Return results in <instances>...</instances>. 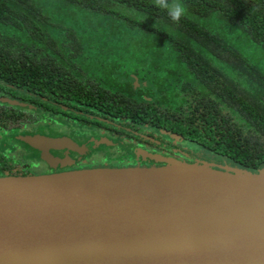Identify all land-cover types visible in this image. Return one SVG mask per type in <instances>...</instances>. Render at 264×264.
Segmentation results:
<instances>
[{
    "label": "trees",
    "instance_id": "obj_1",
    "mask_svg": "<svg viewBox=\"0 0 264 264\" xmlns=\"http://www.w3.org/2000/svg\"><path fill=\"white\" fill-rule=\"evenodd\" d=\"M183 3L172 22L154 0H0V96L19 101L0 100V130L72 114L263 168L264 0ZM64 10L100 19L84 32ZM28 164L0 150V176Z\"/></svg>",
    "mask_w": 264,
    "mask_h": 264
},
{
    "label": "water",
    "instance_id": "obj_2",
    "mask_svg": "<svg viewBox=\"0 0 264 264\" xmlns=\"http://www.w3.org/2000/svg\"><path fill=\"white\" fill-rule=\"evenodd\" d=\"M20 138L50 163L62 139ZM0 264H264V168L173 159L0 176Z\"/></svg>",
    "mask_w": 264,
    "mask_h": 264
},
{
    "label": "rangeland",
    "instance_id": "obj_3",
    "mask_svg": "<svg viewBox=\"0 0 264 264\" xmlns=\"http://www.w3.org/2000/svg\"><path fill=\"white\" fill-rule=\"evenodd\" d=\"M55 5H53V7ZM63 15L65 16L64 18L68 23L74 24V21H76L78 24H80L79 26L82 27L84 32H86L87 30L92 31V29L97 25L98 20L100 19L99 17L96 18L94 15L91 16L86 13L84 14V13L76 12L73 10L71 11L64 10ZM28 127L36 128V130L39 129L42 132L49 131L52 128L65 132V131H69L71 128L70 125L63 123L62 120L58 116L50 115V114H45L43 118L35 124H28L27 128ZM72 132H73V134L71 135L72 137H70L69 135H64V136L62 135V140L64 141V143L66 142L63 145V148H65L71 142L81 144V142L84 140L83 139V136L85 135L84 130H78V131L74 130V131H71V133ZM43 133H37V134H42V135L52 136V137L54 136L61 137V135H54L57 132H54L51 135L43 134ZM27 134H36V133H27ZM9 135H12V134H9ZM104 135L105 137L110 138V132H107ZM91 138L95 139V137H91ZM100 141L101 139L99 140L97 139V141L91 140L90 142L96 145V143L98 144L100 143ZM179 144L182 146V150H183V154L179 156L165 155L164 153L151 152L148 150L144 151L143 149L132 147L130 143L127 141L121 140L117 142V148H111L109 146L103 147L102 149L95 151L88 155V156H91V158H95L97 160L100 159V156H105L99 162H95V161L88 162L89 157L86 155L81 156V157L82 159H84L83 161L88 162L87 163L88 166L94 165L96 167H118L126 163L121 162V161L110 160L111 156L112 157L113 156L123 157V156H126L125 153L128 152L127 150L134 149L139 154L143 155L144 157L143 159H148V161L139 162L136 165L152 164V166H160V165H165L167 161L174 159V161L176 160V161H184V162L196 163V164H207L210 166H214L215 168H222V167L239 168L238 166H234L230 162L226 161V159L223 156L215 152H212L211 150L205 147L199 146L195 144L194 142L184 141L183 143L179 142ZM0 150L5 151V153L8 156L18 158L21 162H34L35 164H38L35 169L41 170L42 166L44 165L42 162H37L39 160V157L37 156L39 155L36 150L30 147H27L21 141L19 142L18 139H13L12 137H8L7 134L4 136L0 133ZM65 156H68V159L75 161V163L78 162V159L80 158L78 157V154H76L74 151L67 152ZM163 156L170 158V159L166 160V158H161ZM135 162H137V160H135ZM105 164H108V165H105ZM32 167L34 168V166ZM34 172L41 173L39 171H34Z\"/></svg>",
    "mask_w": 264,
    "mask_h": 264
},
{
    "label": "flooded vegetation",
    "instance_id": "obj_4",
    "mask_svg": "<svg viewBox=\"0 0 264 264\" xmlns=\"http://www.w3.org/2000/svg\"><path fill=\"white\" fill-rule=\"evenodd\" d=\"M24 104H26V103H24ZM49 114L58 116L62 120L63 123L70 125L71 126L70 130L64 132V131H59L55 128H52L49 131H43V132H45V133H43L39 129L36 130V128H29V127L27 128L28 124L25 126H22L17 131H5L2 129L0 130V133L2 135L5 136L7 134L8 137H12L13 139H18L19 142L21 141L27 147L33 148L34 150H36L38 152L39 156H37V157H39V160L37 162H42L44 164L42 166V169L41 170L35 169L38 164H35L34 162H28L29 164L27 166L24 165V167L21 169L22 171H27V172L31 173L30 175L60 172V171L80 169V168H88V167H96L94 165L88 166L87 163L92 162V161L99 162L105 156H100V159L97 160L95 158H91V156H88V155L95 152V151L102 149L103 147L109 146L111 148H117V142L121 141V140L127 141L130 143V145L132 147L140 148V149H143L144 151L148 150L151 152H160V153H164L165 155H173V156H179V155L183 154L182 146L179 144V142H182V143L184 142V141H182L183 139L175 142V140H177V139L175 137H171L170 134H169L170 136L169 135H162V134H158V133L152 131V136H149L147 133H149L151 131L147 130L145 133H141L142 135H144V137H141L142 140H139L137 138H135V139L134 138H128L127 135L122 132V130L126 131L125 129H121L119 131L117 129L109 128L108 130H106L105 128L103 129L102 127H100L93 120H89V121L83 123V122L77 120L75 117H73L72 114H71L72 116L67 115V117L61 116L60 114H53V113H49ZM74 130H76V131L84 130V132H85L84 133L85 135L83 136L84 140L81 142V144L71 142L65 148H63V145L66 142L64 143V141L62 139H60L58 141L57 146L50 147V148L46 149L48 153H50V154L54 155V157H56L52 163H50L49 161H47L46 159L43 158V156H42L43 150L42 149L34 148V147L30 146L29 144H27L26 142H24L20 138L22 135L27 134V133H36V134L37 133H43V134L51 135L54 132H57L54 135H61V137H58V138H62V135L63 136L69 135L70 137H72L71 135L73 134V132L71 133V131H74ZM107 132H110V138L105 137L104 134H106ZM9 134H12V135H9ZM54 137H56V136H54ZM91 137H95V139H93ZM97 139L98 140L101 139V141L98 144L96 143V145L90 142L91 140L97 141ZM82 146H84V150L79 151L77 148L82 147ZM71 151H74L76 154H78V157H80L78 159V162L75 163V161L68 159V156H65V154L67 152H71ZM127 151L128 152L125 153L126 156H123V157H119V156H113L112 157L111 156L110 160L125 162L126 164H123L122 166H132V165L135 166L139 162L148 161V159H143L144 158L143 155L139 154L134 149L127 150ZM84 155L89 157L88 162L83 161L84 159H82L81 156H84ZM146 158H148V157H146ZM135 160H137V162H135ZM105 165H108V164H105ZM32 166H34V168ZM110 166H112V165H110ZM138 166H152V164H148V165L139 164ZM34 171H39L41 173H35Z\"/></svg>",
    "mask_w": 264,
    "mask_h": 264
},
{
    "label": "clouds",
    "instance_id": "obj_5",
    "mask_svg": "<svg viewBox=\"0 0 264 264\" xmlns=\"http://www.w3.org/2000/svg\"><path fill=\"white\" fill-rule=\"evenodd\" d=\"M155 6L165 11L168 19L179 22L181 17L187 15L186 5L183 0H154Z\"/></svg>",
    "mask_w": 264,
    "mask_h": 264
}]
</instances>
